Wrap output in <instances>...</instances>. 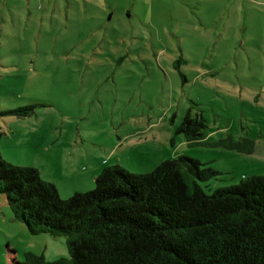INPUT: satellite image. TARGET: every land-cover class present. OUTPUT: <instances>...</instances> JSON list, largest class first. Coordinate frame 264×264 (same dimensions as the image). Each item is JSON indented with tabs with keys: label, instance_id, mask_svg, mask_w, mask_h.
<instances>
[{
	"label": "rangeland",
	"instance_id": "374dc122",
	"mask_svg": "<svg viewBox=\"0 0 264 264\" xmlns=\"http://www.w3.org/2000/svg\"><path fill=\"white\" fill-rule=\"evenodd\" d=\"M188 113L205 144L177 133ZM0 132L3 159L62 199L107 167L147 174L182 155L220 173L199 182L208 194L264 176V0H0ZM27 253L68 258L66 236L30 234L0 192V264Z\"/></svg>",
	"mask_w": 264,
	"mask_h": 264
},
{
	"label": "trees",
	"instance_id": "16d2710c",
	"mask_svg": "<svg viewBox=\"0 0 264 264\" xmlns=\"http://www.w3.org/2000/svg\"><path fill=\"white\" fill-rule=\"evenodd\" d=\"M38 106L7 114L29 117ZM206 128L201 115L188 113L177 133L201 145ZM220 145L245 153L255 146L230 137ZM219 174L182 155L147 174L107 167L94 191L62 199L38 169L0 153V192L14 219L32 235L66 236L68 258L27 253L21 264H264V176L206 193L199 182Z\"/></svg>",
	"mask_w": 264,
	"mask_h": 264
}]
</instances>
